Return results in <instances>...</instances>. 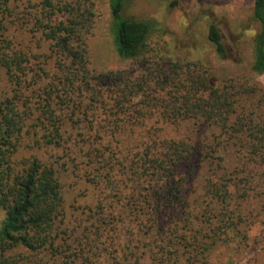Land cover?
Here are the masks:
<instances>
[{
	"label": "trees",
	"instance_id": "16d2710c",
	"mask_svg": "<svg viewBox=\"0 0 264 264\" xmlns=\"http://www.w3.org/2000/svg\"><path fill=\"white\" fill-rule=\"evenodd\" d=\"M127 1L110 6L118 54L133 65L98 70L87 43L94 0H0L10 87L0 97V264H204L249 221L234 174L238 198L264 207V0L253 4L249 71L222 79L197 58L148 56L160 27L121 16ZM208 38L227 60L215 24ZM25 134L64 149L59 161L87 184L91 202L73 206V219L58 155L13 159Z\"/></svg>",
	"mask_w": 264,
	"mask_h": 264
},
{
	"label": "rangeland",
	"instance_id": "374dc122",
	"mask_svg": "<svg viewBox=\"0 0 264 264\" xmlns=\"http://www.w3.org/2000/svg\"><path fill=\"white\" fill-rule=\"evenodd\" d=\"M253 4L254 0H129L124 4L121 16L158 24L160 29L151 34L148 41V56L176 61L197 58L209 64L215 76L222 79L249 71L252 40L258 30L252 18ZM94 11L91 32L87 38L92 66L98 70H114L133 65L130 59L118 54L117 21L110 0H94ZM211 24H215L221 33L227 60L219 57L208 38ZM255 79L264 84V74ZM7 91H10V87L5 76L0 80V97ZM63 152L64 149L53 145L38 147L34 139L25 134L16 147L13 159L19 163L34 156L48 160L50 155H58L55 159L66 184L67 215L73 219V206L91 202L90 190H82L87 186L85 181L78 180L71 167L59 161ZM222 166L227 168L225 172L239 169L231 151L225 154V164ZM222 174L224 172L218 173V176ZM240 176H232V191L235 199L242 204L244 216L245 213L250 214L249 221H244L237 228H230L224 237L226 242L215 247L204 264H264V207L256 198H238L241 192L238 189L243 185L239 182ZM219 181L223 182L221 179ZM83 193L88 195L82 196ZM5 216V210L0 208V230Z\"/></svg>",
	"mask_w": 264,
	"mask_h": 264
}]
</instances>
